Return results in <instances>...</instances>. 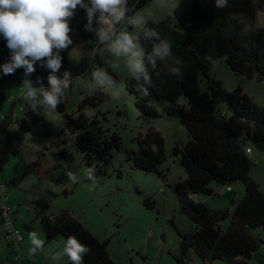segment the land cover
I'll return each mask as SVG.
<instances>
[{
  "label": "trees",
  "instance_id": "16d2710c",
  "mask_svg": "<svg viewBox=\"0 0 264 264\" xmlns=\"http://www.w3.org/2000/svg\"><path fill=\"white\" fill-rule=\"evenodd\" d=\"M148 1L127 0V16L135 14ZM263 9L264 0H226L223 7H219L216 0H178L172 14L158 22L149 20L137 38L148 80L141 73L127 79L126 87L135 97L139 118L158 117L163 113L158 105H165L163 111L178 115L190 137L185 144L176 142L172 149L186 175L170 186L177 194L181 211L196 228L191 233H180L178 254L173 253L179 264H183L191 252L209 264H252V255L264 243V239L252 231H264V192L250 174L253 162L247 152L248 141L264 151V106L256 104L241 86L234 90L226 89L212 72V60L224 58L234 73L259 82L264 80V28L257 27L258 12ZM76 10L81 12L83 8L77 6ZM77 32L84 39H94L85 21L78 26ZM153 32L156 34L146 35ZM161 40L170 44V55L163 60L153 57V63L149 57ZM2 41L1 60L6 63L11 50L4 38ZM91 49L92 45L86 43L79 59L60 55L61 69L55 75L62 79L67 73L70 84L63 102L57 105L58 111L65 112L66 97L74 80L87 74L93 66L104 71L113 85L118 82L117 74L111 70L110 51L92 54ZM52 74L38 61L35 71L27 76L23 68L12 74L0 73V76L15 85L23 86V81L28 79L36 88H47ZM182 96H186V103L180 102ZM109 98V93L98 91L86 97L80 109ZM66 116V128L60 131L59 136L63 135L65 143L72 141L93 175L109 174L114 166V151L125 149L121 135L102 125L94 127L93 122L83 115L77 118ZM17 123L21 131L39 137L52 134L43 115L32 108ZM2 134L8 147L19 144V130H9L6 121L0 122ZM137 140L138 150L125 151L127 161L137 169L160 174V166L166 160L162 133L151 127L143 138ZM58 152L63 157L67 154L65 148ZM34 164L39 174L49 172L47 166H41V157ZM118 173L121 175L122 171ZM22 178L15 181L20 183ZM238 181L244 184L245 190L241 199L232 202V210L229 207H208L206 201L199 197L206 195L211 200L219 194L212 183L232 187ZM64 193L67 195L69 191L66 189ZM59 195L48 188L45 194L33 201L35 216L47 225L46 243L57 235L67 239L75 236L89 249L83 254V264H114L108 241L101 240L68 210H62L52 219L47 217L51 199ZM146 204L150 206L148 202ZM13 215L12 224L23 230L15 224L22 216ZM0 219L3 226L1 212ZM228 219L229 225L223 232L221 222ZM0 232L6 238L3 227H0ZM6 241L12 251V264H23L24 259H15L17 252ZM65 264L73 262L68 259Z\"/></svg>",
  "mask_w": 264,
  "mask_h": 264
},
{
  "label": "rangeland",
  "instance_id": "374dc122",
  "mask_svg": "<svg viewBox=\"0 0 264 264\" xmlns=\"http://www.w3.org/2000/svg\"><path fill=\"white\" fill-rule=\"evenodd\" d=\"M177 5L178 0H150L132 16H127L126 11L124 19L113 26V31L116 34L128 32L137 42L149 20L158 22L166 18ZM133 18H138L139 22L132 24ZM68 21L72 44L60 50V55L79 59L86 43L92 45V54L109 50V42L99 39V30L104 25L98 14L93 17L90 26L85 9L81 12L74 11ZM84 21L94 39H84L77 32L78 26ZM257 27L264 28V9L258 12ZM2 39L0 37V65L5 63L1 60ZM4 41L7 43L5 39ZM127 59L111 53V70L118 76V82L114 85L98 66H93L87 74L77 77L72 90L67 94L65 112L56 110L54 113H45L42 106L37 105L36 111L43 115L52 130L49 136L39 137L19 129L17 120L26 116L27 110L31 109V102L24 99L23 86L12 84L0 76V122L6 121L12 132L19 130V144L12 145V148L6 145L5 135H0V184L6 183L5 191L0 188V210L3 202L13 207L14 211L17 210L13 216H22L15 224L25 231V239L21 244L23 264H65L68 260L63 252L67 238L57 235L46 243L47 225L35 216L33 201L45 194L48 188L60 195L51 199L47 217L52 219L62 210H68L101 240L108 241V250L114 264H179L173 253L178 254L180 233H191L196 228L181 211L177 194L170 186L186 175L185 168L179 158L172 154V149L176 142L185 144L190 137L178 115H169L163 111L164 104V107L162 104L158 105L163 112L160 116L139 118L135 97L126 87L127 79L135 76L127 67ZM44 68L52 72L46 66ZM212 72L226 89L234 90L241 86L256 104L264 106V80L259 82L234 73L224 58L212 60ZM98 91L109 93L110 98L80 109L82 101ZM180 102L186 103V96H182ZM67 114L75 118L83 115L93 122L94 127L102 125L121 135L125 149L114 151V166L109 174L96 176L92 173L89 176L90 168L84 163L82 153L72 141L65 143L63 135L59 136L60 131L66 128ZM151 127L159 130L165 139L166 160L160 166V174L132 167L125 153L126 150H138L137 139L143 138ZM247 144L253 150L250 153L253 162L250 174L264 192V151L252 141ZM64 148L67 152L65 157L58 152ZM39 157L41 166L48 167L47 174H39L34 164ZM119 170L122 171L121 175ZM68 173H73L76 179L73 181ZM21 177L20 183L15 181ZM211 185L219 194H215L211 200L206 195L199 197L206 201L208 207L215 209L229 207L232 210V202L241 199L245 190L240 181L233 183V189L229 191L225 186L216 183ZM66 189L69 191L67 195L64 193ZM229 221L221 222L223 232ZM0 227L2 228L1 219ZM252 231L264 239L263 230ZM32 233L42 242L38 248L31 243ZM11 255L6 238L0 232V264H12ZM251 263L264 264V243L252 255ZM183 264L209 263L191 252Z\"/></svg>",
  "mask_w": 264,
  "mask_h": 264
},
{
  "label": "clouds",
  "instance_id": "9594fccd",
  "mask_svg": "<svg viewBox=\"0 0 264 264\" xmlns=\"http://www.w3.org/2000/svg\"><path fill=\"white\" fill-rule=\"evenodd\" d=\"M216 2L219 7H223L226 0ZM126 3L127 0H0V37L6 40L7 47L11 50L9 61L0 65V73L12 74L16 69L23 68L27 76L35 71L38 61L51 69L53 74L48 78L47 88H36L30 80L25 79L22 90L24 99L31 102L33 110L41 105L45 113H54L57 105L63 102L70 84L67 73L62 79L55 73L62 63L60 50L72 44L68 18L79 6L86 10L89 26L93 17L99 15V20L104 25L99 30V39L109 42V51L114 56L127 57L126 63L131 74L142 73L144 79L148 80L142 60L143 51L139 49L134 37L128 32L116 34L113 31V26L126 15ZM138 22V18L131 21L132 24ZM169 55L170 44L161 40L154 47L149 60L154 63L153 57L163 60ZM91 174L92 169H89L88 175ZM68 175L73 181L76 179L73 173ZM31 243L38 248L42 242L32 233ZM88 250L75 236L69 237L63 248L64 254L73 264H83V254Z\"/></svg>",
  "mask_w": 264,
  "mask_h": 264
},
{
  "label": "built area",
  "instance_id": "2783aa9c",
  "mask_svg": "<svg viewBox=\"0 0 264 264\" xmlns=\"http://www.w3.org/2000/svg\"><path fill=\"white\" fill-rule=\"evenodd\" d=\"M13 104L16 105V103L14 101H12ZM252 148L249 146L247 147V152L248 153H252ZM0 188L2 190L5 191V186L3 184H0ZM226 190H232V187L227 186ZM3 204V208L1 209V216L3 218V228L6 234V239L9 241V243H11V245L13 246V248L15 249L16 256L15 259H17L18 261H22L23 259V255L21 253L20 250V244L23 242V240L25 239V233L23 230L14 227V225L12 224L11 221V216L13 215V213L15 212L14 208L11 206H8L5 203ZM44 264H48V262H45Z\"/></svg>",
  "mask_w": 264,
  "mask_h": 264
},
{
  "label": "crops",
  "instance_id": "0c3cea01",
  "mask_svg": "<svg viewBox=\"0 0 264 264\" xmlns=\"http://www.w3.org/2000/svg\"><path fill=\"white\" fill-rule=\"evenodd\" d=\"M2 86H5V85H7V84H1ZM253 152V151H252ZM10 263H12V262H10Z\"/></svg>",
  "mask_w": 264,
  "mask_h": 264
}]
</instances>
